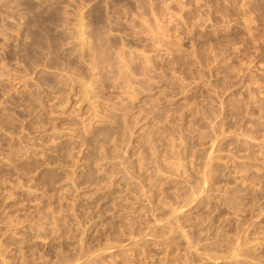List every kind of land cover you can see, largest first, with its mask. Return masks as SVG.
Here are the masks:
<instances>
[{"label": "rangeland", "instance_id": "374dc122", "mask_svg": "<svg viewBox=\"0 0 264 264\" xmlns=\"http://www.w3.org/2000/svg\"><path fill=\"white\" fill-rule=\"evenodd\" d=\"M0 264H264V0H0Z\"/></svg>", "mask_w": 264, "mask_h": 264}, {"label": "bare ground", "instance_id": "6f19581e", "mask_svg": "<svg viewBox=\"0 0 264 264\" xmlns=\"http://www.w3.org/2000/svg\"><path fill=\"white\" fill-rule=\"evenodd\" d=\"M82 26V25H81ZM83 27V26H82ZM81 28V27H80ZM83 29V28H82ZM81 30V29H80ZM83 33V32H82ZM206 185V184H205ZM195 193V192H194ZM111 249V248H110Z\"/></svg>", "mask_w": 264, "mask_h": 264}]
</instances>
